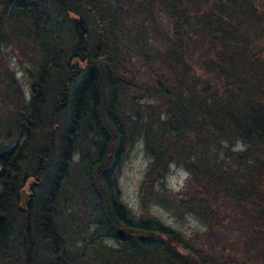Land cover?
Instances as JSON below:
<instances>
[{
    "label": "trees",
    "instance_id": "1",
    "mask_svg": "<svg viewBox=\"0 0 264 264\" xmlns=\"http://www.w3.org/2000/svg\"><path fill=\"white\" fill-rule=\"evenodd\" d=\"M113 1L0 0V44L30 45L39 58L37 70L28 77L27 100L15 105L14 139L0 146V264L76 263L67 252L65 232L53 219L55 198L70 187L68 171L75 153L84 172L95 168L100 182L97 196L102 202L92 237L102 225L117 243L97 258L96 249L90 252L94 264H236L229 254L193 246L156 217L132 215L115 195L113 166L122 143L138 135L152 157L149 174L163 177L171 161L189 170L198 191L208 194L193 208L205 221L217 218L206 202L218 192L234 197L260 227L264 250V62L258 65L260 73L255 68L251 88L238 92L246 78L237 72L244 60L235 51L242 41L238 23L245 1L213 0V7L192 11L185 0H132L130 5L141 15L140 29L144 19L160 12L170 23L162 78L139 86L144 95H168L162 118L138 110L130 118L119 109L117 93L131 74L123 63L125 47L120 46V37L125 39L129 30L125 19L131 6L114 7ZM197 31L216 44L215 57L201 63L218 81L189 73L184 43ZM4 76L8 97L16 100L10 89L14 74L0 71V80ZM189 133L196 146L208 148L207 155L197 156L192 147L186 150ZM233 136L247 145L235 153L237 165L230 169L218 158L219 143ZM30 139L35 140L32 147ZM225 150L230 156L229 147ZM30 178L39 187L40 199L27 206L31 215L20 217L15 214L17 189ZM35 242L45 251L44 261L31 255Z\"/></svg>",
    "mask_w": 264,
    "mask_h": 264
},
{
    "label": "rangeland",
    "instance_id": "2",
    "mask_svg": "<svg viewBox=\"0 0 264 264\" xmlns=\"http://www.w3.org/2000/svg\"><path fill=\"white\" fill-rule=\"evenodd\" d=\"M185 1L192 11L214 6L213 0ZM244 1L245 12L238 23L242 41L239 42L235 51L241 54L244 60V67L242 66L237 72L246 78L238 92L248 91L251 88L256 81L254 74L259 70L258 65L264 62V0ZM112 3L114 7L120 5L125 9L132 0H116ZM130 6L131 15L125 19L129 30L125 39L120 37V46L121 49L125 47L123 63L131 74L128 76L126 85L117 93L118 106L121 112L130 118L136 110L144 111L147 117L162 118V106H167L165 99H168V95H162L160 91L155 95H144L140 92L139 86L144 87L142 83L145 82L151 86L156 78H162V51L164 52L167 48L170 23L166 19L162 20L160 12L151 20L144 19V29H140L141 15L138 9H134V4ZM136 23L139 25L136 26ZM90 24L92 26V23ZM215 45L210 35L202 31L195 32L187 39L184 43V58L190 74L208 77L211 82L218 81L215 79V74L206 70L201 63L202 58L215 57L213 49ZM0 48L2 50L0 71L14 74L10 89L17 97L16 100L8 97L10 94H7L5 90V81L8 79L4 76V80H0V146L6 147L12 143L15 136L12 124L16 111L15 105L27 100L28 77L37 70L39 58L32 55L30 45L27 44L18 46L2 42ZM219 82L217 86L221 91L223 87L221 81ZM136 96L138 97L135 100ZM9 129L10 135L7 134ZM159 131V136L162 137V131ZM193 135L189 133L187 136L190 140L186 150L192 147L197 152V156L204 153L207 155L208 148L205 150L196 146ZM236 137L233 136L230 141L222 140L219 143L222 150L218 158L229 165L230 169L237 165L235 153L247 145L241 138ZM143 139L138 135L135 139L125 140L113 166L115 195H118L131 214L136 217H156L178 230L193 246H199L214 254L224 252L231 255L237 263L243 261L245 264H264L262 231L250 217L246 206L223 191L218 192L214 199L206 202L214 208L217 218L205 221L204 216L193 208L201 196H208V194L198 191L189 170L183 165H178L176 161L168 164V170L161 178L149 174L147 169L150 167L152 157L146 150ZM28 141L32 147L35 140ZM228 147L230 156H225V149ZM78 159L79 154L75 153L74 162L70 164L68 171L71 184L55 198L53 219L57 221L63 233L65 232L63 239L67 245V252L74 255L75 264H94L95 259L90 252L93 253L96 249V256H94L97 258V255L106 254L117 243L102 225L99 226L95 238L92 237V232L98 225L96 219L100 215L98 209L102 201L97 194L101 187L96 169L91 168L88 173H85L86 167L83 168V165L78 164L76 162ZM34 181L35 179L30 178L17 189L15 214L20 217L26 213L30 214L27 212V206L30 205L32 208L33 204L38 203L40 199L36 195L40 192L39 187L36 184L34 187L31 185ZM22 189L28 192L24 203L21 202ZM20 236H24L23 232ZM32 249L31 255L36 261L45 260V251L38 242H35ZM12 264H20V260L13 261Z\"/></svg>",
    "mask_w": 264,
    "mask_h": 264
},
{
    "label": "water",
    "instance_id": "3",
    "mask_svg": "<svg viewBox=\"0 0 264 264\" xmlns=\"http://www.w3.org/2000/svg\"><path fill=\"white\" fill-rule=\"evenodd\" d=\"M28 195V192H26L25 190H21V202L24 203L26 200V196Z\"/></svg>",
    "mask_w": 264,
    "mask_h": 264
}]
</instances>
